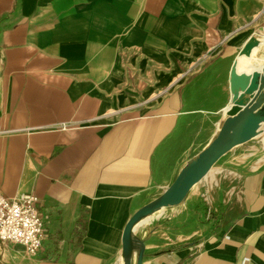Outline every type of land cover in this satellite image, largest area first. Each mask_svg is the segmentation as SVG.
Instances as JSON below:
<instances>
[{
    "label": "crops",
    "instance_id": "1",
    "mask_svg": "<svg viewBox=\"0 0 264 264\" xmlns=\"http://www.w3.org/2000/svg\"><path fill=\"white\" fill-rule=\"evenodd\" d=\"M262 29L264 0H0V193H34L45 224L36 257L0 241V264H121L129 220L212 140ZM194 191L137 228L142 264H264V165L211 215Z\"/></svg>",
    "mask_w": 264,
    "mask_h": 264
},
{
    "label": "water",
    "instance_id": "2",
    "mask_svg": "<svg viewBox=\"0 0 264 264\" xmlns=\"http://www.w3.org/2000/svg\"><path fill=\"white\" fill-rule=\"evenodd\" d=\"M260 39L253 35L242 48L230 74L231 102L212 140L182 168L175 181L156 200L143 206L129 220L122 240L124 264H142L144 244L135 237L144 220L183 204L192 189L203 182L222 159L264 135V65L250 73L239 72V58L247 56ZM136 260V262H135Z\"/></svg>",
    "mask_w": 264,
    "mask_h": 264
},
{
    "label": "built area",
    "instance_id": "3",
    "mask_svg": "<svg viewBox=\"0 0 264 264\" xmlns=\"http://www.w3.org/2000/svg\"><path fill=\"white\" fill-rule=\"evenodd\" d=\"M202 199L209 208L208 215H211L214 208L210 197L203 195ZM39 203L40 199L34 193L15 197L0 193V241L22 246L30 257H36L43 245L45 224L38 209Z\"/></svg>",
    "mask_w": 264,
    "mask_h": 264
},
{
    "label": "rangeland",
    "instance_id": "4",
    "mask_svg": "<svg viewBox=\"0 0 264 264\" xmlns=\"http://www.w3.org/2000/svg\"><path fill=\"white\" fill-rule=\"evenodd\" d=\"M256 36L259 39H262L264 37V29H262L260 33H257ZM255 57V63H263L264 47L256 52ZM215 120L213 121V123L215 122ZM213 123H211V126L209 128L210 133H213L214 130ZM203 125L204 123L200 122V128L198 132H206V130L208 131V129L202 128ZM197 151L198 149L193 152V154L191 155L192 158L196 156ZM259 159H262V162L258 164L257 162L259 161ZM263 165L264 142H262L261 139H256L224 158L220 162V164H218V168L220 169H212L206 179L199 184L198 188L194 191L193 194H195L196 196H200V198H202L203 195H207L213 202H217L219 192L224 195L225 199H235L238 194L237 190L241 177L252 170L254 167H260ZM221 169H231V171H233L232 169H236L239 172V176L234 177L231 175H227L228 172H224L221 175H215V173L220 171ZM216 183H218L219 185H217Z\"/></svg>",
    "mask_w": 264,
    "mask_h": 264
},
{
    "label": "bare ground",
    "instance_id": "5",
    "mask_svg": "<svg viewBox=\"0 0 264 264\" xmlns=\"http://www.w3.org/2000/svg\"><path fill=\"white\" fill-rule=\"evenodd\" d=\"M264 47V43H261L259 46H255L254 48H253V50H252V52L250 53V55H249V57H248V59L246 60V62H243V63H241L240 65H238V70H239V72H247V73H250L253 69H259V68H261L263 65H264V61H263V63H255L254 61L256 60V57H255V54H256V52L258 51V50H260V49H262ZM260 59V58H259ZM196 187V186H195ZM195 187L192 189V191L191 192H193L194 191V189H195ZM191 192H190V194H191ZM190 194H189V196H190ZM162 212V211H161ZM158 214V213H157ZM153 215V216H159V214L158 215ZM152 216V217H153ZM147 220L148 219H146V220H144L142 223H140L138 226H137V228L139 227V226H141L142 224H144V223H146L147 222ZM137 228H136V230H137ZM121 261V260H120ZM121 264H124V260H123V258H122V263Z\"/></svg>",
    "mask_w": 264,
    "mask_h": 264
}]
</instances>
